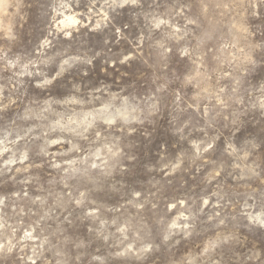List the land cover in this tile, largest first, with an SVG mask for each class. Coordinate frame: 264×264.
Listing matches in <instances>:
<instances>
[{
	"label": "rangeland",
	"instance_id": "1",
	"mask_svg": "<svg viewBox=\"0 0 264 264\" xmlns=\"http://www.w3.org/2000/svg\"><path fill=\"white\" fill-rule=\"evenodd\" d=\"M0 264H264V0H0Z\"/></svg>",
	"mask_w": 264,
	"mask_h": 264
},
{
	"label": "bare ground",
	"instance_id": "2",
	"mask_svg": "<svg viewBox=\"0 0 264 264\" xmlns=\"http://www.w3.org/2000/svg\"><path fill=\"white\" fill-rule=\"evenodd\" d=\"M75 22L76 21V19L75 18H73L72 16H67L66 17V20L65 21H62V23L63 24H66V23H68V22Z\"/></svg>",
	"mask_w": 264,
	"mask_h": 264
}]
</instances>
